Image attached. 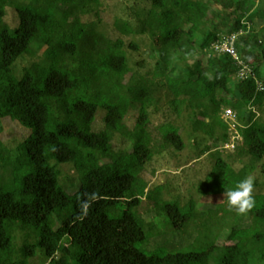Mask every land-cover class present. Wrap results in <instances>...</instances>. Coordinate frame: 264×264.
<instances>
[{
  "label": "trees",
  "instance_id": "16d2710c",
  "mask_svg": "<svg viewBox=\"0 0 264 264\" xmlns=\"http://www.w3.org/2000/svg\"><path fill=\"white\" fill-rule=\"evenodd\" d=\"M220 1L235 15L226 35L238 32L235 48L250 68L243 78L226 53H211L205 62L196 55L219 38L203 28L205 0H150L134 12L135 25L115 20L121 33L147 37L148 63L135 61V68L128 50H138L136 41L109 37L83 19L99 14L101 0H0V134L4 117L29 131L17 152L0 141V264H31L38 254L42 264H264V193L254 194L246 226L238 214L223 211L236 220L219 244L226 225L217 209L198 213L193 201L164 200L161 188L149 189L141 175L165 146L184 148L179 126L151 118L162 94L192 133L214 141L227 140L220 112L231 108L240 121V150L253 162L264 159V115L257 117L264 114V4ZM7 8L17 13L14 27L5 22ZM253 20L257 26L246 25ZM39 52L40 61L18 74L16 62ZM175 62L183 63L184 74L172 75ZM144 65L149 69L142 73ZM98 108L104 127L94 131ZM245 109L249 115L241 117ZM129 112L135 113L131 126ZM116 134L130 141V151L115 148ZM209 151L208 145L202 149ZM212 155L213 166L199 184L205 196L223 195L247 176L219 151ZM64 163L77 174L73 193L59 181L57 166ZM143 200L152 203L153 220L140 213ZM214 212L215 224L190 225ZM162 218L180 233L192 227L194 241L149 249Z\"/></svg>",
  "mask_w": 264,
  "mask_h": 264
},
{
  "label": "rangeland",
  "instance_id": "374dc122",
  "mask_svg": "<svg viewBox=\"0 0 264 264\" xmlns=\"http://www.w3.org/2000/svg\"><path fill=\"white\" fill-rule=\"evenodd\" d=\"M28 1V0H24ZM208 3V19L203 23V28L207 32H215L218 39L224 37L227 30L231 28L230 22L235 18L231 13V9L224 7L223 1L220 0H205ZM257 7L264 4V0H256ZM150 0H101L99 6V14L94 13L83 16L86 21H94L99 30L104 32L107 36L116 38L122 37L127 43L134 40L138 43V50H128L130 56V63L135 68V61H142L148 63L146 60L147 37L146 35L138 34H124L121 33L114 25L117 19L126 20L135 25L134 12L149 7ZM5 22L14 27L17 25V13L13 8H7L4 17ZM254 21V20H253ZM247 26H257L258 21L251 23L247 21ZM201 37V36H200ZM200 39V38H199ZM217 54L213 46L208 49L200 50L197 56L205 62L209 54ZM178 52H174L177 55ZM239 55V54H238ZM41 59V52L36 56L25 55L19 59L15 64V69L20 74L23 68L32 67ZM191 63V62H189ZM175 72L173 76L184 74L185 67L182 62H175ZM149 69V66L139 68V71L144 73ZM233 81L230 83L232 84ZM231 100L235 98L229 95ZM104 110L98 108L95 115V120L92 124L94 131H99L104 127L103 123ZM184 115V114H183ZM221 115V112H220ZM249 110L245 109L241 112V117H248ZM264 114L258 111L257 117L260 118ZM135 113L129 112L126 122L129 126L133 124ZM155 124L169 121L174 125L179 126V131L183 137L184 148L182 150H175L172 146H165L160 152L156 153L152 160L146 165L142 171V177L147 181L148 188H161V197L164 200H176L180 205H185L189 201L195 203V210L199 213L208 209H217L221 220L224 221L226 227L222 230L218 243L221 244L226 241L229 225L236 219L231 214H224L227 210L224 203V196L220 195H202L199 190V184L204 180L206 174L211 170L214 163L215 151H219L221 156L227 160L235 171L243 168L247 170V176L255 177V191L254 194L264 193V159L260 161H252L249 156L244 155L240 150V141L237 133L236 125H240L237 117L228 125V138L225 141L210 140L209 136L199 132L192 133L190 126L186 122L184 116L178 117L173 108L168 104L165 96L162 94L157 102V112L151 115ZM2 132L0 134V141L5 150L17 152L19 144L28 135V129L21 126L18 122L11 120L9 117H4L1 120ZM190 132V133H189ZM114 146L117 150H131V143L119 134H116L113 139ZM208 145L210 151L203 153L202 149ZM60 184L68 192L73 193L78 190L79 182L75 169L71 164H59ZM152 203L148 200H143L139 210L143 217L147 220H153L155 213L150 209ZM236 214L235 212H233ZM237 215V214H236ZM248 214L240 216V223L246 226L249 223ZM218 218L215 212L206 215H198L190 220V225H213ZM158 232V233H156ZM194 230L190 227L185 233H180V230H174L169 226L167 219L162 218L158 221V226L154 230L153 235L147 243L149 249L166 245L168 247L184 248L190 245L195 238ZM23 242V235L21 232L17 234V245L20 246ZM44 259L41 255H37L30 259L31 264H42Z\"/></svg>",
  "mask_w": 264,
  "mask_h": 264
},
{
  "label": "clouds",
  "instance_id": "9594fccd",
  "mask_svg": "<svg viewBox=\"0 0 264 264\" xmlns=\"http://www.w3.org/2000/svg\"><path fill=\"white\" fill-rule=\"evenodd\" d=\"M211 79V77H209ZM255 177L246 176L240 180L232 189L225 190L223 200L229 212L238 215L249 213L256 204L255 196Z\"/></svg>",
  "mask_w": 264,
  "mask_h": 264
},
{
  "label": "built area",
  "instance_id": "2783aa9c",
  "mask_svg": "<svg viewBox=\"0 0 264 264\" xmlns=\"http://www.w3.org/2000/svg\"><path fill=\"white\" fill-rule=\"evenodd\" d=\"M237 35L238 32H233L231 34L225 35L221 39H217L211 46H213L214 50L217 53H226L231 56L236 64V77L243 78L250 73V68L240 59L238 52L235 48V41L237 39ZM221 117L229 125V123L234 121L235 113L231 108L225 107L221 111ZM237 136L241 139L239 133H237Z\"/></svg>",
  "mask_w": 264,
  "mask_h": 264
}]
</instances>
